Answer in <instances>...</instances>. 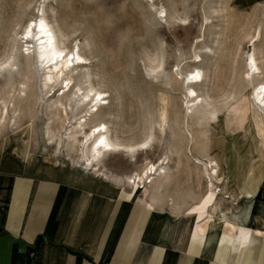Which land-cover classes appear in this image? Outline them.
Instances as JSON below:
<instances>
[{
    "label": "rangeland",
    "instance_id": "rangeland-1",
    "mask_svg": "<svg viewBox=\"0 0 264 264\" xmlns=\"http://www.w3.org/2000/svg\"><path fill=\"white\" fill-rule=\"evenodd\" d=\"M38 15L59 46L87 58L73 81L103 93V106L82 127L80 107L57 110L59 96L45 94L33 51H23L25 27ZM250 53L260 72L247 77ZM194 69L203 75L194 85L203 101L188 109L184 77ZM257 82L264 83V0H0V164L42 181L30 197V226L34 212L50 205L43 182H109L112 195L124 194L126 212L141 211V229L154 222L160 229L167 219L177 232L192 222L185 209L196 210L207 228L209 212L221 217L247 200L249 206L252 197L264 199V108L252 93ZM61 97L72 101L67 93ZM99 121L113 143L147 141L149 147L131 159L109 154L98 171L85 170L80 138L67 135ZM206 158L217 161L220 183L205 168ZM147 164L167 170L165 178L142 179L166 182L154 207L150 188L134 192ZM244 190L252 196L245 198ZM137 216L128 219L131 231Z\"/></svg>",
    "mask_w": 264,
    "mask_h": 264
},
{
    "label": "crops",
    "instance_id": "crops-1",
    "mask_svg": "<svg viewBox=\"0 0 264 264\" xmlns=\"http://www.w3.org/2000/svg\"><path fill=\"white\" fill-rule=\"evenodd\" d=\"M36 182L42 181L0 164V264H264V199L252 197L251 225L247 200L224 214L228 223L209 212L207 228L196 210L185 209L192 222L177 232L167 219L160 229L155 222L141 229V211L126 212L124 194L112 195L109 182H43L50 205L34 212L30 226L27 209ZM159 192L148 196L153 207ZM135 197L131 201L139 206ZM136 213L138 227L131 231L128 219L133 222Z\"/></svg>",
    "mask_w": 264,
    "mask_h": 264
},
{
    "label": "bare ground",
    "instance_id": "bare-ground-1",
    "mask_svg": "<svg viewBox=\"0 0 264 264\" xmlns=\"http://www.w3.org/2000/svg\"><path fill=\"white\" fill-rule=\"evenodd\" d=\"M21 39L26 43L24 45L25 47L23 46L24 53L29 54L31 51H33L34 59L39 67L38 69L43 71V77L45 81L44 87L46 90L45 94L48 95L51 93L50 95L54 94L59 96V99L55 102L57 110L65 112L64 106L66 105L71 107L72 109L79 106L81 109L80 113L82 112V114H84L80 115L78 117V120L75 118L77 114H74L72 118H75L77 120L76 123L82 127V125L84 124L82 123L84 118L87 115L90 116L94 112L98 111L104 104L102 92L95 90L91 86H82L79 79L78 81H73L74 77H72L73 75L71 74H73V72L78 67L86 65L88 63L87 58L82 56L77 49L66 51L64 48L59 46L54 31L42 15H38L37 17L28 21ZM33 41H35L34 50L30 49V43ZM69 57H71L72 59L70 60ZM246 66L247 68L245 72L247 77L250 74L256 75L260 72L253 53L249 54ZM202 76L203 75L199 69H194L188 72L184 77V81L187 83L186 105L188 104V109H191L198 104H202V96L196 92V89H194V85L202 81ZM84 81H86V79ZM257 83L258 84L254 87L252 93L254 95L256 106L263 109L264 83ZM65 93H67L68 96L71 95L72 98L70 97L71 99H69V101H72L70 103L68 102L65 104L62 101L63 98L61 96H64ZM48 135V138L53 140L55 134L50 133ZM78 137L80 138V144L84 147V152L81 157V167L85 170H94L97 168L96 171H98V167L101 165V162L103 161L105 156L109 154L121 152L131 159L138 151H140V149H147V147H149L147 141L140 142L136 145H122L113 143L107 136V127L104 121H99L91 125L87 131L79 130L75 131L74 134L70 133L67 135V138L71 140H77ZM204 165L208 173L215 176V179L217 181H215V183H220L221 176L219 175L217 161L215 159L206 158L204 159ZM149 175H153L152 177H150L151 179H153L154 177L165 178L167 175V170L165 169L163 164H147L141 170V174L137 176L138 182L135 185L134 192H138L140 189H145L148 187L151 190V194H153L155 191L159 190L165 185L166 182H143V177H149ZM254 207L255 199L248 206V225H251ZM220 218L224 222L228 223V221L225 220L224 213Z\"/></svg>",
    "mask_w": 264,
    "mask_h": 264
},
{
    "label": "snow or ice",
    "instance_id": "snow-or-ice-1",
    "mask_svg": "<svg viewBox=\"0 0 264 264\" xmlns=\"http://www.w3.org/2000/svg\"><path fill=\"white\" fill-rule=\"evenodd\" d=\"M69 59L71 60L72 58H71V57H69ZM98 99H99V97H98Z\"/></svg>",
    "mask_w": 264,
    "mask_h": 264
}]
</instances>
